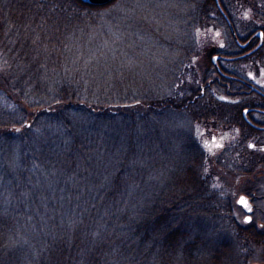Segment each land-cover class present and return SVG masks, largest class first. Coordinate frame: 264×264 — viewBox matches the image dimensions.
Here are the masks:
<instances>
[{
	"label": "trees",
	"instance_id": "16d2710c",
	"mask_svg": "<svg viewBox=\"0 0 264 264\" xmlns=\"http://www.w3.org/2000/svg\"><path fill=\"white\" fill-rule=\"evenodd\" d=\"M116 1L0 0V264L264 261V231L208 171L247 174L264 155L197 149L185 60L162 95L116 51H87Z\"/></svg>",
	"mask_w": 264,
	"mask_h": 264
},
{
	"label": "rangeland",
	"instance_id": "374dc122",
	"mask_svg": "<svg viewBox=\"0 0 264 264\" xmlns=\"http://www.w3.org/2000/svg\"><path fill=\"white\" fill-rule=\"evenodd\" d=\"M202 2L208 3L207 0H117L114 9L103 8L99 12V28L92 37L89 36L87 51L97 52V56L103 57L116 51L119 68L131 69L136 81L145 80L153 89L161 90L159 94L163 92L162 95L170 91L168 86L174 82L180 62L185 60L188 64L184 71L185 87L196 90L199 77L206 72L204 58H199V41L211 39L208 28L197 27ZM109 37L114 38L117 48L116 44L104 42ZM135 37L144 42L140 48H135ZM93 45L98 48H93ZM216 127V123L209 120L198 124L196 130L204 129V137L207 138L211 132L215 135L220 133ZM213 167L211 165L208 171L221 180L235 212L239 213V222L243 225L254 224L264 231V164L249 174L236 176ZM241 194L255 196L251 200L253 207L249 223L244 221L246 214L237 204ZM253 261H263L258 249L254 250Z\"/></svg>",
	"mask_w": 264,
	"mask_h": 264
},
{
	"label": "flooded vegetation",
	"instance_id": "af4514ba",
	"mask_svg": "<svg viewBox=\"0 0 264 264\" xmlns=\"http://www.w3.org/2000/svg\"><path fill=\"white\" fill-rule=\"evenodd\" d=\"M211 3L213 13L197 23L211 31L209 41L198 43L206 72L197 82V125L211 120L220 133L205 138L199 130L197 149L219 151L228 143L229 149L245 145L264 155V0ZM247 197L251 204L254 194Z\"/></svg>",
	"mask_w": 264,
	"mask_h": 264
},
{
	"label": "water",
	"instance_id": "95a60500",
	"mask_svg": "<svg viewBox=\"0 0 264 264\" xmlns=\"http://www.w3.org/2000/svg\"><path fill=\"white\" fill-rule=\"evenodd\" d=\"M83 3L88 4V5H92V6H104L109 4L112 0H81ZM241 198H243L244 203H241ZM237 204L243 208V210L247 213L245 216V221L249 222L251 220V216L248 214L251 210V204L249 202V199L246 195H241L238 197L237 199ZM250 264H264L261 262H252Z\"/></svg>",
	"mask_w": 264,
	"mask_h": 264
},
{
	"label": "snow or ice",
	"instance_id": "6c2138e0",
	"mask_svg": "<svg viewBox=\"0 0 264 264\" xmlns=\"http://www.w3.org/2000/svg\"><path fill=\"white\" fill-rule=\"evenodd\" d=\"M241 203H244V200H243V198H241V201H240Z\"/></svg>",
	"mask_w": 264,
	"mask_h": 264
}]
</instances>
